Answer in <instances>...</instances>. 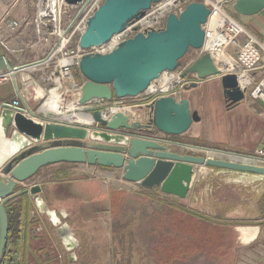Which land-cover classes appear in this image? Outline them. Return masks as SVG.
I'll return each mask as SVG.
<instances>
[{
  "label": "crops",
  "instance_id": "crops-1",
  "mask_svg": "<svg viewBox=\"0 0 264 264\" xmlns=\"http://www.w3.org/2000/svg\"><path fill=\"white\" fill-rule=\"evenodd\" d=\"M33 15V0H0V42L4 43V47L0 46V58L4 57L18 69L15 77L21 95L27 99L32 96L35 101L52 85L47 78L53 63H49L47 70L44 67L31 69L33 64H46L52 49L48 44H34ZM232 15L242 25L244 33L238 39V47H229L227 52L239 70L247 71L257 81L264 77V54L257 44L245 46L249 37L264 43V10L255 16L238 15L234 11ZM218 64L223 73H237L229 66ZM36 71L39 73L31 77L30 73ZM84 82L81 77L79 84ZM4 83L11 87V92H1L0 102L18 99L22 105L21 97L14 92L13 81H3L0 86ZM173 97L178 103H186L200 120L184 135L170 137L171 141L249 156L264 148V104L245 96L243 102L229 107L220 77L200 80L195 88L177 90ZM140 104L128 107L143 119L147 110H140ZM45 108L41 110L44 114L31 110L45 118ZM64 114L81 115L83 119H62L54 114L50 118L77 125L90 122L88 115L76 110ZM158 137L165 139L162 135ZM167 148L179 155L196 156L201 152L188 146L169 145ZM209 155L214 159L215 155L229 159L223 153ZM122 175L121 169L59 163L41 169L23 187L40 185L41 196L49 208L56 210L62 222L70 226L73 237L70 240L68 235L65 240L75 244L71 253L78 258L77 264H264V179H252L251 187L255 192L251 197L248 182H210L209 185L200 180L191 186L186 199L181 200L158 188L146 189L124 181ZM209 187L214 191H208ZM231 193L234 198L230 202ZM128 198L134 201L129 202ZM137 200L141 201L142 209ZM16 201H8L5 207ZM148 207H152V211H145ZM157 209L165 215H156ZM204 220L212 223L210 237L205 235ZM34 236L27 233L24 237L18 230L10 231V248L20 252L18 248L24 250L27 246L35 262L44 264L39 255L45 250L30 245ZM59 240L62 245L63 240ZM206 252L213 255L207 256Z\"/></svg>",
  "mask_w": 264,
  "mask_h": 264
},
{
  "label": "water",
  "instance_id": "water-1",
  "mask_svg": "<svg viewBox=\"0 0 264 264\" xmlns=\"http://www.w3.org/2000/svg\"><path fill=\"white\" fill-rule=\"evenodd\" d=\"M64 1L75 6L83 0ZM161 1L105 0L87 21L79 45L83 49L104 45L141 19L152 4ZM232 10L238 15L255 16L264 10V0H236ZM209 14L204 4L190 3L180 9L178 15L169 14L164 29L137 33L133 38L121 41L107 54L83 55L79 72L85 82L78 89L76 113L89 116L90 122L86 124L56 121L50 118L54 117L50 113L45 118L33 113L18 91L14 77L18 69L13 68L4 57L0 58V79L6 74L14 77V92L21 97L24 107L15 109L6 102H0V264L9 233L5 204L14 199L19 201L17 212L22 234L35 231L28 229L25 223V214L33 210V214L44 217L48 228L63 240L64 249L70 253V262L76 260L71 253L76 248L75 244H68L65 240L68 235L70 240L73 237L70 226L63 223L57 211L51 210L44 201L41 196L43 188L40 185L23 187L41 169L53 164H87L121 169L124 181L146 189L158 188L160 192L181 200L186 199L191 186L200 181L202 176L197 171L201 166L264 177V166L256 165V162H264V159L171 141L170 137L184 135L193 123L200 120L186 103L176 102L173 96L153 100L146 106L147 113L142 115L143 119L137 121H131V116L119 112L106 120L103 114L107 109L91 105L93 101L108 104L114 99L136 98L146 92L160 75L177 70L189 49L196 51L203 47L202 25ZM183 72V76L195 75L199 80L220 77L228 106L243 102L244 91L238 85L236 74L223 73L209 53L197 58ZM191 87L195 88L196 84ZM158 133L165 139L154 137ZM169 145L188 146L198 151L223 153L240 159L251 158L254 162L179 155L169 152ZM39 227L43 232L45 226L40 224ZM46 235L43 238H50H46Z\"/></svg>",
  "mask_w": 264,
  "mask_h": 264
},
{
  "label": "built area",
  "instance_id": "built-area-1",
  "mask_svg": "<svg viewBox=\"0 0 264 264\" xmlns=\"http://www.w3.org/2000/svg\"><path fill=\"white\" fill-rule=\"evenodd\" d=\"M235 1L236 0L194 1L204 4L208 11H210V14L206 23L202 25L205 43L201 49L196 50V57L193 62L206 53H209L213 56V58L214 55L219 53V51L229 55L227 52L229 47H238V39L240 35L244 33V29L242 25L237 23L232 15V6ZM33 2L35 9L32 19L33 30L35 32L34 44H48L52 47L46 59V66L44 67L45 70L49 69V63H51V61L53 62L52 70L48 74L49 77L47 78V81H50L52 84V87L47 90L48 96L52 89H56L59 86L62 87L65 84L64 77H70L72 79V83L74 84V89L77 91L78 97L80 84L76 83L72 72L79 69L80 58L83 55L92 53L107 54L111 50L115 49L121 41L133 38L137 33H144L151 29H164L167 16L171 13L178 15L180 9L186 6L182 0H162L159 3L152 4L150 9L145 12V15L141 19L137 20L133 25L127 27L120 35L113 36L102 46H93L89 49H83L79 45V41L81 36L86 31V23L91 16H93V13L105 2V0H83L75 6L68 5L64 0H33ZM66 7L74 9L75 16L73 20L65 26L62 15ZM16 25L17 23L13 24L15 27ZM134 27H137L138 30L134 33V35H129L128 32ZM115 37L116 39H114ZM252 44H257L264 54L263 42L249 37L245 47L247 48ZM0 46L4 47V43L0 42ZM229 56L234 60L231 55ZM62 60L70 61L67 64H62ZM234 63L236 65L234 71L237 73H232L236 74L238 85H240L241 90L244 91V97L248 96L252 100H260L264 104V77H261L256 81L254 78L250 77L247 71L239 70L235 60ZM189 65L190 64H188V66ZM188 66L182 69L178 67L177 70L173 72L167 71L152 81L148 90L143 93L145 95V99L139 107L145 109L146 106L151 104V102L155 99L173 96L177 90H183L191 87L192 84H197L200 80L195 75L183 76V71ZM14 77L6 74L2 79H0V83L7 80L13 81ZM21 96L26 102L28 101L25 95ZM6 103L15 109L24 108L18 99H14L12 102ZM91 105H94L99 109L106 108L107 110L103 114V118L106 120H109L111 115L115 112L131 116V121H137V119L140 120V118L132 112V108L123 103V100L114 99L108 104L93 101ZM160 135L161 134H155L154 137L163 139L158 137ZM251 156L259 160L264 159V148H259V150ZM246 159L250 160V162H254L251 158Z\"/></svg>",
  "mask_w": 264,
  "mask_h": 264
},
{
  "label": "rangeland",
  "instance_id": "rangeland-1",
  "mask_svg": "<svg viewBox=\"0 0 264 264\" xmlns=\"http://www.w3.org/2000/svg\"><path fill=\"white\" fill-rule=\"evenodd\" d=\"M195 0H182V2L183 3H185V5H187V4H189V3H192V2H194ZM34 12H35V9H34ZM75 13H74V9H72V8H70V7H66V9L64 10V12H63V20H64V24H65V26L66 25H68V23L70 22V21H72L73 20V18H74V15ZM131 26V25H130ZM138 30V28L137 27H134L132 30H130L129 32H128V34L129 35H134V33L136 32ZM195 53H196V51L195 50H192V49H189L188 51H187V53L183 56V58H182V60L179 62V68L180 67H182V65H183V63H185V62H187L188 60H191V59H194L196 56H195ZM51 63H53V62H51ZM51 63H50V65H51ZM181 69V68H180ZM36 70H38V69H36ZM37 72V73H36ZM35 73L33 72V74L32 73H30V75H31V77H33L34 75H36V74H38L39 73V71H36ZM41 72V71H40ZM72 75H74V78H75V81H76V83L78 84L79 82H80V80H81V77H83L81 74H80V72H79V69H76V70H74L73 72H72ZM52 87V85H50L49 86V88H51ZM48 88V89H49ZM30 91L32 92V95H33V90L32 89H30ZM3 93V92H11V87L8 85V84H3V85H1L0 86V93ZM47 98H48V92H45L44 93V95H43V98H38L37 100H35L34 101V99H33V97L32 96H29V98H28V101L26 102L27 103V105H29L31 108H33V110H38V111H40V112H42L40 109H41V107H42V105L45 103V101L47 100ZM144 99H145V95L144 94H140L138 97H136V98H125V99H123V103L126 105V106H135V105H138V104H140L142 101H144ZM28 106V107H29ZM43 114H44V112H42ZM175 137H177V136H175ZM209 154H211V153H207V152H204V151H201L200 153H198L196 156H207V157H213V156H211V155H209ZM215 157H217L218 158V155H215ZM221 158V157H220ZM222 159V158H221ZM256 165H258V166H260L261 165V163L259 164V163H256ZM262 166H264V165H262ZM201 173V178H200V180H204V181H206V184H209V185H211V184H213V183H221V184H231V183H233V182H236V181H238V182H240V184H242V183H245V182H248V185H246L249 189H250V191H249V196L251 197L252 195H253V193L255 192V190H253L252 189V184H254V183H252V178L249 176H244V175H241V174H239V173H235V172H230V173H226V172H223V171H221V170H218V169H211V168H207V167H200V169H199V171H197V174H200ZM232 175V176H231ZM234 176V177H233ZM239 176V177H238ZM264 179V178H263ZM260 180V179H259ZM262 181H264V180H262ZM209 182V183H208ZM210 182H212L211 184H210ZM247 184V183H246ZM245 186V187H246ZM252 186V187H251ZM209 190H211V191H214V189L213 188H208V191ZM248 195V194H247ZM228 196V195H227ZM234 198V196H233V194L231 193V195H229L228 196V200L231 202L232 201V199ZM128 201L129 202H131V201H134V199L133 200H131L130 201V199L128 198ZM124 202H126V201H124ZM137 202L139 203V207L142 209V204H141V201L140 200H137ZM19 205V201H16V202H14V203H12V204H10V205H7L6 207H5V211L8 213V219H9V227H10V231H11V233H16V231L19 229V227H18V224H19V214H18V212H17V206ZM147 209H149V211H152V207H148V208H145V211L147 210ZM158 210V209H157ZM156 215L157 214H159V215H165V212L163 211H157L156 213H155ZM43 218V220H44V217H42ZM173 223L172 224H174V221H172ZM54 235H53V237L52 238H55V239H57L58 238V236L57 235H55V233H53ZM28 237V236H27ZM59 239V238H58ZM27 240H28V238H27ZM11 248H12V246H11ZM64 249V248H63ZM14 250H15V248H14ZM17 250H20V255H19V257L18 258H16L17 259V261H16V263L17 264H33L32 262H34V264H37L36 262H35V260H34V258H33V256L31 255V253L30 252H28L29 250H28V248H27V246H25L24 247V250L23 249H17ZM59 251H62V249H59ZM64 254H68L69 252H66V250L64 249ZM31 255V256H30ZM206 255L207 256H210V255H213L212 253H207L206 252ZM207 260V259H206ZM29 262H31V263H29ZM15 263V264H16ZM64 264H68L66 261H64ZM70 264V263H69Z\"/></svg>",
  "mask_w": 264,
  "mask_h": 264
},
{
  "label": "bare ground",
  "instance_id": "bare-ground-1",
  "mask_svg": "<svg viewBox=\"0 0 264 264\" xmlns=\"http://www.w3.org/2000/svg\"><path fill=\"white\" fill-rule=\"evenodd\" d=\"M114 39H116V37ZM226 55L227 54H225L224 52L219 51V53L214 55L215 62H216V64L219 63V64L224 65V66H229L230 69L234 71V69L236 68L234 60L229 55H227L229 57V59H231V61H232L231 62L226 57ZM69 61L70 60H67V61L62 60V64H67ZM45 66H46V64L44 62L43 63L40 62V63H37V64H33L31 66V69H33V68H43ZM64 79H65V84L62 87L59 86L58 88L51 90L47 100L42 105L40 110H42V108H44L46 106V108H45V110L47 111L46 114L50 113L52 115L53 114L56 115V117H58V118H62V119L65 118V119H68V120H75V121L79 120L80 118L83 119V117H79L81 115L78 116L76 114H72L71 116H69L67 114H64L66 111H74V110H76V107H77L76 104H77V100H78L77 91L74 89V84L72 83V79L70 77L69 78L68 77H64ZM83 115H85V114H83ZM1 150H2V138L0 137V157H1V154H2ZM219 154L221 155V153H219ZM225 156H227V155H225ZM227 157L228 158H235V159H238V160H242L244 162L245 161L246 162H250V160H248L246 158L245 159H240V158L232 156V155L227 156ZM223 172L230 173V172H233V171H230V172L223 171ZM235 173H238V172H235ZM239 174L244 175V176L246 175L248 177L250 176L252 179H254V178L263 179L264 178L263 176L259 177V176H255V175H251V174H247V173H245V174L239 173Z\"/></svg>",
  "mask_w": 264,
  "mask_h": 264
},
{
  "label": "flooded vegetation",
  "instance_id": "flooded-vegetation-1",
  "mask_svg": "<svg viewBox=\"0 0 264 264\" xmlns=\"http://www.w3.org/2000/svg\"><path fill=\"white\" fill-rule=\"evenodd\" d=\"M26 215V216H25ZM23 215V217L25 216V223L26 226H28V229H34L35 231L33 232L35 234L34 237H32V241L30 243L31 247H35L38 249H44L45 253L43 255H39L40 258L43 260L42 263L44 264H64V261H67V263L69 264V253L68 254H64V249L63 246L60 243V240L57 238H52L53 237V231L50 230L47 226L46 223H44L43 219L37 214L34 215L33 214V210H29L28 214ZM27 217V218H26ZM43 224V226H45V229L43 230V232H41V230L39 229V225ZM18 233L22 236L25 237L24 234H22V226H20V222L18 224ZM48 230V231H47ZM46 232V234H45ZM27 233H32V230H29ZM26 233V234H27ZM44 235H46L45 237L47 238V236H49L50 238H43ZM38 239L40 241H42V243L40 241H38ZM51 239V240H49ZM39 249V250H40ZM59 249H62V251H59ZM78 262V258L74 261V264H77Z\"/></svg>",
  "mask_w": 264,
  "mask_h": 264
},
{
  "label": "trees",
  "instance_id": "trees-1",
  "mask_svg": "<svg viewBox=\"0 0 264 264\" xmlns=\"http://www.w3.org/2000/svg\"><path fill=\"white\" fill-rule=\"evenodd\" d=\"M179 66V65H178ZM187 214L191 217H194L193 214L190 215L189 212H187ZM205 221V235H208L210 234V231H211V227H212V223L211 221H208V220H204ZM189 223H191L189 221ZM208 225V226H207ZM8 227H9V219H8ZM9 232H10V227H9ZM208 237H210L208 235ZM20 255L19 251H12L11 248H10V242H9V233H8V238H7V245H6V248L3 252V255H2V261H1V264H15L17 259ZM17 264V263H16Z\"/></svg>",
  "mask_w": 264,
  "mask_h": 264
}]
</instances>
